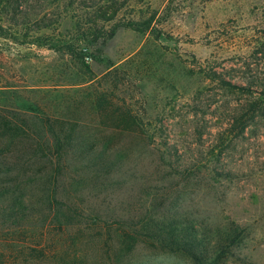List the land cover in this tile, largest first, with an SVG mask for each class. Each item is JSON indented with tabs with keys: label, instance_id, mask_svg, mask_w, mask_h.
I'll list each match as a JSON object with an SVG mask.
<instances>
[{
	"label": "rangeland",
	"instance_id": "1",
	"mask_svg": "<svg viewBox=\"0 0 264 264\" xmlns=\"http://www.w3.org/2000/svg\"><path fill=\"white\" fill-rule=\"evenodd\" d=\"M0 264H264V0H0Z\"/></svg>",
	"mask_w": 264,
	"mask_h": 264
},
{
	"label": "trees",
	"instance_id": "2",
	"mask_svg": "<svg viewBox=\"0 0 264 264\" xmlns=\"http://www.w3.org/2000/svg\"><path fill=\"white\" fill-rule=\"evenodd\" d=\"M12 3L19 4V0H12ZM223 177H229V174H220Z\"/></svg>",
	"mask_w": 264,
	"mask_h": 264
}]
</instances>
